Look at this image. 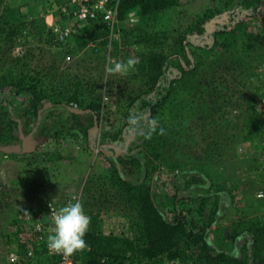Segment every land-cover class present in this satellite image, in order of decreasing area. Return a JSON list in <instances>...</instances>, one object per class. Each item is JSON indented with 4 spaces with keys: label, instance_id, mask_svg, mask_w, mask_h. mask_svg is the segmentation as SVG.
Returning <instances> with one entry per match:
<instances>
[{
    "label": "rangeland",
    "instance_id": "1",
    "mask_svg": "<svg viewBox=\"0 0 264 264\" xmlns=\"http://www.w3.org/2000/svg\"><path fill=\"white\" fill-rule=\"evenodd\" d=\"M4 1L11 12L0 18V146L19 152L0 151V264H21L11 252L31 248L47 264L37 226L52 227L45 210L49 199L63 207L76 195L91 218L88 231L136 239L139 220L130 184L150 185L168 220L181 213L188 228L202 230L210 245L261 264L264 254L255 255L251 235L242 232L248 221L264 222V196L257 195L264 189L259 6L177 0L146 15L138 7L123 18L117 11L109 25L102 18L62 12L66 0ZM36 1L45 12L55 9L61 28H71L68 36L53 32L45 44L21 25L18 7ZM8 25L19 32L6 38ZM147 50L168 63L166 80L153 91ZM109 57H135L138 63L127 75L109 76L104 72ZM189 63L198 68L199 80L159 102L162 87ZM22 73L32 74L37 92L45 96L37 115L29 111V93L2 80ZM72 94L75 98L68 99ZM91 102L99 104L98 116L88 108ZM148 102L155 104L153 110ZM137 112L157 118L164 134L159 128L150 139L130 133L127 120ZM25 137L30 152H21ZM183 252L132 263L196 264L192 249Z\"/></svg>",
    "mask_w": 264,
    "mask_h": 264
},
{
    "label": "trees",
    "instance_id": "2",
    "mask_svg": "<svg viewBox=\"0 0 264 264\" xmlns=\"http://www.w3.org/2000/svg\"><path fill=\"white\" fill-rule=\"evenodd\" d=\"M177 0H119L118 14L119 18L131 9L138 7L143 15L151 14L169 8L175 5ZM246 7H258L264 14V0H243ZM30 2L23 3L18 7L16 18H19L21 25L26 27L31 34L35 35L40 42L45 44L51 43L54 34L51 28L45 23L44 17L40 15H26L22 12V6ZM11 8L4 1L0 0V18H10ZM5 23L9 21L5 19ZM9 30L6 38L13 35L17 26L8 25ZM22 33L23 31L20 30ZM187 54V52H186ZM145 57L148 59V70L146 72L148 86L150 91L159 89L157 84L160 80H166L167 65L156 52L146 51ZM180 74L177 78L167 81V85L159 91L158 100L162 104L175 89L186 90L199 80L200 73L198 68L189 63V65H180ZM4 85L12 86L17 91H26L31 96V105L29 111L37 115L40 104L44 95L37 92V80L33 82L34 76L30 73H22L11 78L2 77ZM176 82V84H175ZM75 98V95L69 96L68 99ZM149 103V102H148ZM155 104L149 103V109L153 110ZM99 104L91 102L88 108L92 113L98 116ZM69 114L74 116L77 112L70 111ZM133 190L131 198L135 203V216L139 220V231L136 239L119 237L116 235H105L104 233L87 231L85 240L87 249L76 254L79 264H102L101 260L106 258L107 264L121 263L125 258L133 261V258L153 260L160 256L175 257L182 251L192 249V257L196 264H248L243 258L231 255L224 250H220L210 245L202 230H191L185 222L184 215L177 214L173 220H168L162 213L160 207L155 201L152 194L151 186L142 184H130ZM242 232L245 236L251 235V247L255 255L264 254V222L252 220L246 222ZM241 233V232H239ZM238 233L234 234L237 235ZM40 251L37 252V258L42 260ZM184 253V252H183ZM261 264H264V255L260 257ZM263 261V262H262ZM21 264H31L21 262Z\"/></svg>",
    "mask_w": 264,
    "mask_h": 264
},
{
    "label": "clouds",
    "instance_id": "3",
    "mask_svg": "<svg viewBox=\"0 0 264 264\" xmlns=\"http://www.w3.org/2000/svg\"><path fill=\"white\" fill-rule=\"evenodd\" d=\"M138 60L135 57H129L126 61L114 60L108 58V63L104 67V72L109 76H124L134 69ZM128 131L134 135H144L150 139L157 132L164 134V129L160 127L157 118H148L144 113L137 112L130 115L128 120ZM52 227L49 229L46 244L50 253L62 255L69 258L77 252L87 249L88 245L85 235L88 231L91 218L86 214L83 204L76 197L63 207L51 212ZM39 228V226H37Z\"/></svg>",
    "mask_w": 264,
    "mask_h": 264
},
{
    "label": "built area",
    "instance_id": "4",
    "mask_svg": "<svg viewBox=\"0 0 264 264\" xmlns=\"http://www.w3.org/2000/svg\"><path fill=\"white\" fill-rule=\"evenodd\" d=\"M119 0H66L64 5L61 7L62 12L68 13L70 16L75 18H91L98 19L102 18L103 21L107 22L109 25L113 24L117 18ZM52 31L57 34L60 38L68 36L70 33V27L61 28L58 22H55L51 26ZM258 196H264V189H260L257 193ZM76 196V195H73ZM61 206H59L55 201L49 199L46 201V212L51 215L52 211H56ZM52 216V215H51ZM38 230L40 231L39 239L37 243L45 248L44 255L47 259V264H79L75 255L65 258L62 255L50 253L47 248L46 240L49 235V226L38 225ZM11 258L18 260L19 262H27L31 264H44L43 261H39L37 258V253L35 249H28L24 254L16 251L11 252ZM102 264H107L106 258L101 260ZM112 264H133L132 261L127 258L122 263H112ZM168 264H176V261L171 260Z\"/></svg>",
    "mask_w": 264,
    "mask_h": 264
},
{
    "label": "crops",
    "instance_id": "5",
    "mask_svg": "<svg viewBox=\"0 0 264 264\" xmlns=\"http://www.w3.org/2000/svg\"><path fill=\"white\" fill-rule=\"evenodd\" d=\"M31 10V13L33 15H40L44 17L45 23L51 27L55 22H57L55 14H54V10L55 9H50L49 8V12H45L43 10V5L39 2H33L31 4L25 5L23 6V10Z\"/></svg>",
    "mask_w": 264,
    "mask_h": 264
},
{
    "label": "water",
    "instance_id": "6",
    "mask_svg": "<svg viewBox=\"0 0 264 264\" xmlns=\"http://www.w3.org/2000/svg\"><path fill=\"white\" fill-rule=\"evenodd\" d=\"M27 138L23 139L22 151L21 152H30L33 148L28 144ZM0 151H7V152H19L17 148H9V147H2L0 146Z\"/></svg>",
    "mask_w": 264,
    "mask_h": 264
}]
</instances>
